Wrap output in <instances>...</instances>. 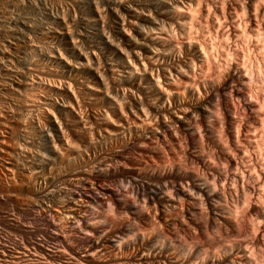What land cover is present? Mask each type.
<instances>
[{"label": "bare ground", "instance_id": "1", "mask_svg": "<svg viewBox=\"0 0 264 264\" xmlns=\"http://www.w3.org/2000/svg\"><path fill=\"white\" fill-rule=\"evenodd\" d=\"M101 3L80 6L83 36L46 10L15 19L42 44L23 29L22 46L0 42V94L41 125L9 105L0 127L32 144L43 182L27 204L57 241L0 249V264H264V0ZM105 10L113 39L91 35ZM83 107L100 108L97 139Z\"/></svg>", "mask_w": 264, "mask_h": 264}, {"label": "rangeland", "instance_id": "2", "mask_svg": "<svg viewBox=\"0 0 264 264\" xmlns=\"http://www.w3.org/2000/svg\"><path fill=\"white\" fill-rule=\"evenodd\" d=\"M89 1L90 0H0V23H1L0 24V42L1 43L3 42L2 43L3 45L5 44L8 46L9 43L14 41L15 44H17L16 46L18 47L21 44L22 45L24 44V41H25L24 38L25 37L23 38L22 34L26 33V35L28 37L31 36L30 39H32L33 41L35 40L36 43H39L43 37V35L41 34L42 33L41 30L39 28H37L38 31H37V29L36 30L35 29H32V30L25 29L24 30L23 27L20 28L21 25L19 26V24H16V20H18V18L22 14V16L28 15V17L29 16L31 18L34 17L33 18L34 23H37L40 20L38 18H42L43 15L44 16L47 15L46 10L48 12L52 11V13H54V12L59 13L60 15L64 16L65 18L67 17L66 19H68L67 20L68 23L70 24V26H72L70 28L74 29L76 34L81 33V35L83 36V35H85L86 31L83 30L82 26L80 28V24H79V27L77 25L79 22V20H78L79 15L78 14L80 13L79 12L80 6L84 5L83 3L87 4ZM99 1H100V4H102L101 3L102 0H97L98 3H99ZM117 1L118 2H126V3L137 2V0H116V2ZM32 3H34V4L32 5ZM79 3H81V4H79ZM33 6H34V8H32ZM35 7H38L39 11L37 9H35ZM17 12L19 13V15L17 14ZM15 13H16V15H15ZM43 13H45V14H43ZM104 13L105 14L102 17L100 23L94 25L95 27L92 30L93 33H91V35L96 37V36L100 35L101 33H104L110 39H113L115 37L114 35L116 32V25H117L116 19H115L114 15L109 13L108 11L106 12V10H105ZM9 16L11 18H13V17L14 18L11 19ZM15 16H16V18H15ZM130 24H133V23H130ZM7 25H8V27H7ZM11 27L13 30L11 29ZM77 28L79 29V31L77 30ZM6 29H9V30L7 31ZM21 30L23 31V33L21 32ZM74 30H72V31H74ZM82 31H84V33ZM37 41H39V42H37ZM1 43H0V46H2ZM40 43L42 44V42H40ZM84 43H85V41L82 42V46L87 47V43H85L86 45ZM44 46H46V45H44ZM86 47H84V48H86ZM117 47L116 48L118 49V51L120 53L127 52L124 48L125 47L124 44H122V43L118 44ZM40 51L42 52L41 49H37V50L31 51L30 53L28 52L26 54H24V53L23 54H21V53L16 54L15 55L16 57L13 58L14 63L16 61V64L20 65V64H22V62L24 63L26 61L25 59H28V57H31V56H32V58L41 60V59H43V55ZM128 54H130V56L133 57V54L131 55V53H129V52H128ZM133 58H135V56ZM0 75H1L0 79H2L3 74L0 73ZM11 103H12L11 101H9L4 96H1V94H0V107H6L7 108L9 105H12ZM12 106H14V105H12ZM14 107L16 108V116L18 117V119L23 120V122L27 126H29L28 130L32 134L34 133L33 135L38 134L40 132L39 127H41V125L37 119H34L35 116L38 115V113L36 114V112H38V111L33 110L32 112L28 113L23 108H20L18 106H14ZM98 109H100V108L99 107H93V108L86 109L83 107V109H81V111H80V116H82L83 119L86 118L85 119L86 124H88V126H90L88 128L89 132L87 133L88 134L87 137L90 136L93 139L99 138V135H98L99 133L97 132V129L91 125V122H90L91 119H90L89 115H90V112H91V114H94V115L98 114V112L100 111V110L98 111ZM35 120H36V122H35ZM37 124H39V125H37ZM12 127H13V129H11ZM1 128L2 129L5 128V129L2 130ZM19 128L20 127H19L18 122H15L13 124V126H11L9 128L0 127V133L2 132V133L7 135V136H5V139L7 138V141H5V139L3 140L4 143L0 141V246L2 247V248L0 247V249H2V250L5 248H7V250H8V248H12L14 250L18 249V248L20 249V247L21 248L24 247L25 244H27L26 246H29L30 244L33 245L34 242H35V244H38L37 242H39V243L40 242L41 243L42 242L43 243L49 242V244H53V245L55 244V242L57 243V241L53 242V240L46 237V236H48L49 233H46V235H45V232H48L49 228L45 225V222L43 220L40 221V219L34 218L33 210L29 209V206H28L29 203H31L30 205H32V202H31L32 199H34L33 202H35L37 200V198H38L37 201L41 200V196L39 194L37 195V192L35 191L34 187L36 186L35 188H38L39 185L43 181H41L40 179L37 181V179H35L33 177L34 175H32V177L34 178L33 179L34 181L33 180L30 181L32 179V177H31V179L29 178L30 180L28 179V176L31 175L30 173L32 172V174H33V171L35 170V168H34L35 165L33 163L34 160L32 158L25 157V156H23V154L24 153L27 154L28 147L33 148V146L30 143L26 144L28 142L24 140L23 136L21 135L22 133H20L21 131ZM37 128L39 129V131ZM68 130H69V128L66 129V134L68 133L67 135L70 136L69 134L71 133L70 138L79 141V139L74 137L71 129H70V132ZM17 144L20 145L17 147H21V148L23 147V149H24L23 152H18V150L16 151V149L14 147H16ZM21 144L27 148L26 152H25L24 146H21ZM36 146H37V144H36ZM36 146H34V148H37ZM40 149L42 152L45 151V150H43V147H41ZM18 153H20V155H18ZM15 157H16V159H15ZM30 159H31V161H30ZM1 161H3V162L1 163ZM2 164H4V165H2ZM9 192L12 194H10ZM35 198H36V200H35ZM27 202H29V203L27 204ZM25 207H27V208H25ZM39 229L42 231H38ZM44 235H45V237H42ZM46 238L48 240H46ZM76 241H77V239H71V240H69V242H70L69 244H71L72 246H75L76 244H78V241L77 242ZM35 244H34V246H35ZM21 245H23V246H21ZM32 245L30 247L33 250L38 249L37 251H40L39 250L40 245H36L37 247L35 246V248H33L34 246H32ZM11 246H14V247H11Z\"/></svg>", "mask_w": 264, "mask_h": 264}]
</instances>
